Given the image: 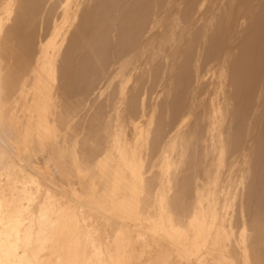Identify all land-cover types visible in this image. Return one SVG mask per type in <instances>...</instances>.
<instances>
[{"label": "clouds", "instance_id": "9594fccd", "mask_svg": "<svg viewBox=\"0 0 264 264\" xmlns=\"http://www.w3.org/2000/svg\"><path fill=\"white\" fill-rule=\"evenodd\" d=\"M143 2L151 11L129 48L83 66L75 45L96 0H34V28L54 30L70 7L78 18L59 57L35 41L28 61L49 99L44 131L18 120V139L0 147V264H264V71L246 100L239 49L210 54L221 31L239 37L259 24L264 34V0H190V17L185 0L181 10L174 0ZM193 57L197 67L212 60L210 81L152 88L160 72L175 84ZM69 87L90 93V129L65 104ZM173 150L180 160L166 171Z\"/></svg>", "mask_w": 264, "mask_h": 264}, {"label": "bare ground", "instance_id": "6f19581e", "mask_svg": "<svg viewBox=\"0 0 264 264\" xmlns=\"http://www.w3.org/2000/svg\"><path fill=\"white\" fill-rule=\"evenodd\" d=\"M3 2L5 6L0 7V33H3V38L0 39V61H2L0 63V93L6 96L10 107L0 109V147H3L9 139H18V120L28 126L30 134H39L44 131L42 117L47 111L49 99L45 86L37 78L30 76L28 61L33 55L35 41L44 45L45 57L53 59L59 57L65 51V45L71 43L70 34L78 18L76 11L70 7L62 13L61 21L54 30L47 27L34 28L33 18L37 15V6L34 0H3ZM138 4L139 0H96L84 17V23L80 26L75 45L77 62L83 66L94 62H109L115 52L129 48L130 36L142 27L144 19L148 15L145 14V9L142 11L139 8L136 9ZM229 39H231L230 36ZM237 44L239 43L237 42ZM233 45L228 43L218 55L228 53L230 48L235 49L236 46ZM216 56L212 58L214 59ZM211 63V59L205 58L197 67L196 58L193 57L189 67V78L184 80V88L195 89L197 79L201 81L202 85L210 81ZM156 76V83L151 81L154 84L152 88L174 86L171 75L165 77L164 73L160 72ZM204 91L205 89L201 87L200 95H203ZM88 95L90 93L85 94L84 91L75 93L71 87L66 93L65 104L70 102V106L76 110H79V104L85 97L80 109L84 112L79 123L86 122L88 112L92 111L88 110L91 108L90 106L86 108ZM173 111L176 110L173 109ZM19 112L21 114H18ZM151 114V112L148 113L149 120H151ZM249 115L250 113L245 117L244 124ZM244 124L238 133L239 137L236 135L237 129L235 130L234 139L242 137ZM258 127L260 130V126ZM258 134L256 133V141L259 150L261 142ZM179 160V152L173 150L166 154L161 163L167 171L178 164ZM186 179L190 180L191 177H186ZM255 195L256 193H254V199Z\"/></svg>", "mask_w": 264, "mask_h": 264}, {"label": "rangeland", "instance_id": "374dc122", "mask_svg": "<svg viewBox=\"0 0 264 264\" xmlns=\"http://www.w3.org/2000/svg\"><path fill=\"white\" fill-rule=\"evenodd\" d=\"M174 5H176V6H174ZM174 5L173 6L177 10H181L180 0H174ZM138 8L140 11L145 9V11H146L145 14H148L151 11V6L149 4L143 2V0H139V4L137 5L136 9L138 10ZM211 8H212V5L210 3L209 4V10ZM195 10H196V6L192 3H190V0H185V3L183 4V7H182L183 14L185 16L190 17L193 14H195ZM246 34L243 36H239L240 38H237V37L232 36V34L227 30L219 32L217 34L211 48H210V54H211V57H214V56L218 55L220 53V51L223 50L228 45V43L230 44V42H228L230 40L229 36L231 39L237 38V39H235V41L237 40L235 42V44L234 45L230 44V45L236 46V48L239 49V55H238L237 60H236V71L239 69V71H237V73L239 72L238 74H240L244 77V94H245V99L247 100L248 89L255 87L256 83L258 82V80L262 74V71H264V40H263L264 34H262V32H261L259 24H257L256 27H254L250 32H248ZM232 37H234V38H232ZM237 42L239 44H237ZM247 56H248V58H247ZM206 59H208V58H206ZM189 74H190V69L188 68L186 71L182 72L177 77V82L174 84V86L176 85L175 87H183L184 88V80L187 77L189 78ZM156 77L158 78V76H156ZM156 77H154L152 79L153 80L152 82H154V84L156 83L155 82V80L157 79ZM152 82H151V86L154 85ZM84 98L81 100L82 103L80 102V104H79V106H80V107H78L79 110L83 106L82 104H83ZM86 108H88V107H86ZM174 109L177 110L178 105L176 107H174ZM88 110H91V108H89ZM88 110H87V112H88ZM82 112H84V111L82 110ZM249 113H250V110H249V107L246 103L245 106L242 108V110L240 111V113L237 116V122L238 123H236V129H237L236 135L238 137H239L238 133H240V128L243 126L244 121L246 119L245 117ZM18 114H21V113L19 112ZM89 114H91V115H89ZM87 117L88 118L86 119V122L84 121L83 123L82 122L79 123L80 128H82V129H87L88 127L91 128L92 121L95 117V113L93 111H89ZM151 118H152V116H151ZM258 126H260V125H259V120L257 119V129L259 128ZM256 133L257 134L259 133L258 136H259V140L261 142V138L264 137V129L260 128V130L258 129ZM238 137L235 139L239 140Z\"/></svg>", "mask_w": 264, "mask_h": 264}]
</instances>
